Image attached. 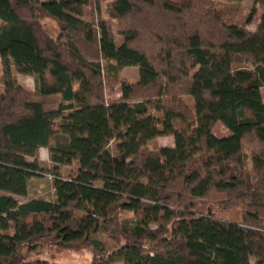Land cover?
Returning <instances> with one entry per match:
<instances>
[{
    "label": "trees",
    "instance_id": "16d2710c",
    "mask_svg": "<svg viewBox=\"0 0 264 264\" xmlns=\"http://www.w3.org/2000/svg\"><path fill=\"white\" fill-rule=\"evenodd\" d=\"M90 5L0 0V264H53L18 260L45 242L86 244L93 264H264V12L251 32L210 0H112L111 18L156 30L151 58L132 28L118 41L100 9L83 20ZM130 67L139 80L107 100L104 81ZM17 74L34 77L35 97ZM218 123L231 137L214 134ZM161 137L174 146L151 149ZM41 177L53 201L15 199ZM235 208L240 222L215 212Z\"/></svg>",
    "mask_w": 264,
    "mask_h": 264
},
{
    "label": "rangeland",
    "instance_id": "374dc122",
    "mask_svg": "<svg viewBox=\"0 0 264 264\" xmlns=\"http://www.w3.org/2000/svg\"><path fill=\"white\" fill-rule=\"evenodd\" d=\"M91 5L85 9V14L83 16V20L87 22H93L98 20L99 9L101 11V17L105 21H107L111 27V30L114 33V36L118 41H121L120 32L128 30L132 28L134 31L139 33L138 38L134 44V47L146 52L151 58H154L155 55H158L161 46H159L158 42L153 38V35H156V30L152 32L149 28H145L143 30L141 27L137 25L134 19H128L125 21H120L118 19L111 18L109 14V7L112 3V0H103L99 7L95 4L94 0H90ZM213 3L221 4L225 7H230L233 10L234 21L238 22L240 25L244 26L247 30L254 32L260 22L261 15L264 12V7L261 5H256L252 1L244 0L241 2L235 1H227V0H210ZM256 7L258 14L255 21L246 25V19L249 15L250 11ZM43 30L47 36L52 37L57 40L60 36V27L58 23L52 19H42L40 21ZM0 61V75L2 76V68ZM119 78L117 80L104 81L105 86V97L107 100H118L121 97L122 89L120 85V81L126 80L128 82L136 83L139 80V68L130 67L123 69L119 73ZM17 81L19 85L27 90L32 96L35 97V80L32 76H25L17 74ZM78 88V86H76ZM4 91L3 82L0 79V95ZM262 96L264 99V88L261 90ZM214 134L219 138H228L231 137V133L226 129L221 123H218L214 128ZM174 146V142L171 138L161 137L154 141L151 144V149H159V148H171ZM257 145L253 142V140L248 139L244 146V154L248 158V168L252 169V154L257 153ZM115 144L112 145V150L114 151ZM260 149V147H259ZM40 159L39 161L43 164L50 165V156L49 151L47 149H40ZM33 161V159H30ZM71 169L64 168L63 175L67 176ZM6 193L0 192L1 195H5ZM37 198L43 199L47 201H53L55 199V190L53 188V181L49 177H41L35 178L31 180L29 183V192L27 197H15V199L19 202H25L28 199ZM212 200L221 199L222 197L217 194L212 195ZM201 201H199L200 203ZM203 203V201H202ZM211 203V201L209 202ZM208 204V203H207ZM207 208L213 209L215 207L209 206ZM215 212L222 219H226L229 221L240 222L242 220V212L241 208H235L229 211H220L216 210ZM132 216V215H129ZM102 239H106L104 236ZM47 260L53 264H93V252L90 246L86 244H78L72 245L67 248H62L58 246H54L50 242H45L42 249L36 252H29L28 250H23L18 257V260ZM121 264V263H118Z\"/></svg>",
    "mask_w": 264,
    "mask_h": 264
}]
</instances>
